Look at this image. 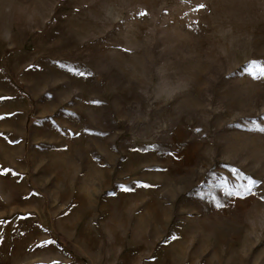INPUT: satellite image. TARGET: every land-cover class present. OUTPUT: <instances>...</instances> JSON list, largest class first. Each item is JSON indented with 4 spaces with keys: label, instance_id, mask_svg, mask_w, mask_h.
<instances>
[{
    "label": "rangeland",
    "instance_id": "obj_1",
    "mask_svg": "<svg viewBox=\"0 0 264 264\" xmlns=\"http://www.w3.org/2000/svg\"><path fill=\"white\" fill-rule=\"evenodd\" d=\"M0 264H264V0H0Z\"/></svg>",
    "mask_w": 264,
    "mask_h": 264
},
{
    "label": "snow or ice",
    "instance_id": "obj_2",
    "mask_svg": "<svg viewBox=\"0 0 264 264\" xmlns=\"http://www.w3.org/2000/svg\"><path fill=\"white\" fill-rule=\"evenodd\" d=\"M201 7H203V5H201ZM83 75V74H82Z\"/></svg>",
    "mask_w": 264,
    "mask_h": 264
}]
</instances>
